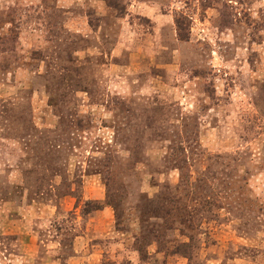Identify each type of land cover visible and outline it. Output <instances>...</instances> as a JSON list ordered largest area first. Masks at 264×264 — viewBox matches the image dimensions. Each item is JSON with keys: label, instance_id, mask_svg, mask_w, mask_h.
<instances>
[{"label": "rangeland", "instance_id": "1", "mask_svg": "<svg viewBox=\"0 0 264 264\" xmlns=\"http://www.w3.org/2000/svg\"><path fill=\"white\" fill-rule=\"evenodd\" d=\"M0 264H264V0H0Z\"/></svg>", "mask_w": 264, "mask_h": 264}]
</instances>
